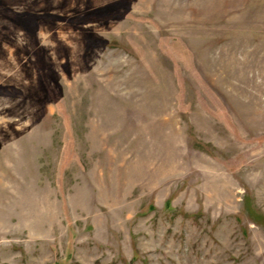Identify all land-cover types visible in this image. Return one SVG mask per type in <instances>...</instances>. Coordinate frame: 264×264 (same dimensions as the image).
<instances>
[{"label":"rangeland","instance_id":"374dc122","mask_svg":"<svg viewBox=\"0 0 264 264\" xmlns=\"http://www.w3.org/2000/svg\"><path fill=\"white\" fill-rule=\"evenodd\" d=\"M0 264H264V0H0Z\"/></svg>","mask_w":264,"mask_h":264}]
</instances>
